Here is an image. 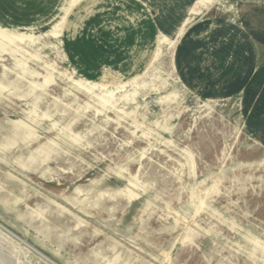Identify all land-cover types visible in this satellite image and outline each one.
<instances>
[{
    "label": "rangeland",
    "instance_id": "1",
    "mask_svg": "<svg viewBox=\"0 0 264 264\" xmlns=\"http://www.w3.org/2000/svg\"><path fill=\"white\" fill-rule=\"evenodd\" d=\"M2 32L0 264H264V0H0Z\"/></svg>",
    "mask_w": 264,
    "mask_h": 264
},
{
    "label": "bare ground",
    "instance_id": "2",
    "mask_svg": "<svg viewBox=\"0 0 264 264\" xmlns=\"http://www.w3.org/2000/svg\"><path fill=\"white\" fill-rule=\"evenodd\" d=\"M4 34H3V32L2 33H0V36H3ZM0 148L2 149V148H6V146L4 145V143H1L0 144ZM5 229V228H4ZM23 241V240H22ZM50 261V260H49Z\"/></svg>",
    "mask_w": 264,
    "mask_h": 264
},
{
    "label": "crops",
    "instance_id": "3",
    "mask_svg": "<svg viewBox=\"0 0 264 264\" xmlns=\"http://www.w3.org/2000/svg\"><path fill=\"white\" fill-rule=\"evenodd\" d=\"M191 1V0H183V2H186L188 4V2ZM194 4V3H193ZM182 16V15H181ZM159 18V17H158Z\"/></svg>",
    "mask_w": 264,
    "mask_h": 264
}]
</instances>
